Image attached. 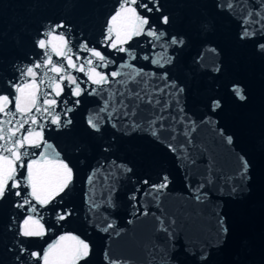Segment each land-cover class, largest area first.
<instances>
[{"label":"water","instance_id":"95a60500","mask_svg":"<svg viewBox=\"0 0 264 264\" xmlns=\"http://www.w3.org/2000/svg\"><path fill=\"white\" fill-rule=\"evenodd\" d=\"M0 264H264V0H0Z\"/></svg>","mask_w":264,"mask_h":264}]
</instances>
